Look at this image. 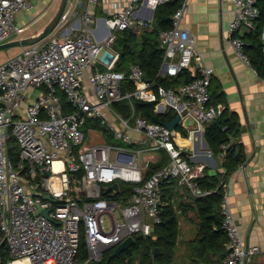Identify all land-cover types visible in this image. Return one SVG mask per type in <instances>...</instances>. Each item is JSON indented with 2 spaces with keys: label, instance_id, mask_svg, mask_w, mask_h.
Listing matches in <instances>:
<instances>
[{
  "label": "built area",
  "instance_id": "2783aa9c",
  "mask_svg": "<svg viewBox=\"0 0 264 264\" xmlns=\"http://www.w3.org/2000/svg\"><path fill=\"white\" fill-rule=\"evenodd\" d=\"M35 1L0 0V44L21 38L17 15L31 11ZM77 1L79 7L86 8L83 0ZM168 1L128 0L105 19V28L98 23L93 26L95 18L88 11L64 12L58 26L69 20L79 25L24 45L0 63V264H81L82 232L89 254L83 264H92L125 238L152 234L162 221V184L166 180L187 186L197 197L217 191L200 187L197 178L202 175L176 142L178 130L136 114L132 102H156L158 113L173 108L183 121L191 117L202 129L225 109L223 104H211L215 70L203 64L189 29L181 26L188 0L171 16L172 27L159 32L164 50L159 75L176 76L190 69L195 60V78L177 87L157 84L153 89L154 83L145 79L141 66L131 64L129 78L136 89L124 93L122 82L127 76L116 69L121 57L114 48L118 31L154 28L153 18L140 16L138 9L146 3L154 10ZM231 1L234 16L228 44L251 66L248 43L240 31L255 29L261 14L258 0ZM261 39L264 51V25ZM61 94L70 110H66ZM126 99L133 109L130 117L115 107ZM95 121L122 144H86L91 129L102 130L93 125ZM133 133L144 135L149 145L135 147ZM11 139L19 150L16 162L9 151ZM227 147L222 144V158ZM161 150L167 151L170 161L145 179L146 155ZM208 153L212 155L211 150ZM121 181L134 184L128 201L113 199L115 191H104L115 182L121 191ZM221 185V228L229 238L221 264H248L262 252L261 247L243 237L227 185L223 180ZM46 194L51 198H45ZM118 208L120 216L115 213Z\"/></svg>",
  "mask_w": 264,
  "mask_h": 264
},
{
  "label": "crops",
  "instance_id": "0c3cea01",
  "mask_svg": "<svg viewBox=\"0 0 264 264\" xmlns=\"http://www.w3.org/2000/svg\"><path fill=\"white\" fill-rule=\"evenodd\" d=\"M83 1L86 8L79 7L77 0H69L65 13L68 14L74 9L83 13L88 11L95 18L93 26L98 23L101 28H105V19L112 15L116 6L123 7L128 0ZM57 4V0H36L31 11L20 12L17 15V21L23 25L26 32L24 35L21 34V37L34 36L40 33L56 14ZM156 9L150 10L145 3L138 9V14L152 17L155 25ZM233 9L234 4L231 0H188L181 26L189 29L203 64L213 67L215 70L210 86L212 99L214 96L218 100L217 104H223L229 112H233L239 117V131L236 135L230 136V144L241 143L246 153V160L231 174L225 173L224 158L220 153L212 152V155H209L208 150L211 149L205 137V128L202 129L195 122L193 126H186L183 122L181 123L189 133L188 136H184L178 131L176 142L184 148L185 156L195 168L200 170L201 175H204L205 172L210 175H223L232 210L243 237L248 243L259 245L262 250L248 264H264V78L258 74L252 65L249 66L241 60L235 49L228 44V29L234 16ZM48 13H51V16L44 26L31 30L37 22L48 17ZM167 18H171V16ZM71 21L69 26L79 25L78 21ZM76 32L75 30L72 33ZM248 32L250 31L242 29L240 35L243 37ZM97 35L99 36L98 33ZM196 66L198 67V63L194 60L190 69L192 73L197 72ZM161 102L164 105L167 104L165 100ZM188 118L190 117L186 119ZM91 133L100 138L98 142L94 143L109 140L102 130L91 129L88 134ZM133 135L137 140L133 143L135 147L149 145L144 140V135L137 133H133ZM86 144L93 143H89L87 138ZM160 156L159 151L146 155L143 164L145 175L151 165L159 160ZM225 174L226 176H224ZM173 188L175 198L180 205H187L184 206L186 210H178L179 214L186 216L187 213L194 211L189 206L192 199L189 188L178 183L173 184ZM181 215L179 217L180 235L187 229L195 232L197 224L182 225ZM196 235L197 231L188 245L194 244Z\"/></svg>",
  "mask_w": 264,
  "mask_h": 264
},
{
  "label": "trees",
  "instance_id": "16d2710c",
  "mask_svg": "<svg viewBox=\"0 0 264 264\" xmlns=\"http://www.w3.org/2000/svg\"><path fill=\"white\" fill-rule=\"evenodd\" d=\"M184 0H169L161 4L156 9L155 25L152 29L134 30L126 29L118 31L114 48L120 51L121 57L117 63V70L126 73V79L122 82V91L132 92L136 89V84L129 78L130 65L138 64L144 70V77L147 81L154 83L153 89L157 84L165 87H177L180 84L191 81L196 77L197 72H191L185 69L176 76L158 75L162 66L164 50L160 49L159 32L163 29L172 27L173 22L168 16H172L180 8ZM261 14L256 21V27L246 33L243 38L248 42L246 53L250 58L251 65L257 70L258 74L264 78V51L262 47L261 28L264 25V0H258ZM61 99L66 107L70 110L66 97L61 94ZM214 96L211 104H217ZM135 112L138 115L146 117L150 122L167 123L171 122L177 116L173 108L165 112L158 113L155 111L156 102L142 99L132 100ZM115 107L126 117L132 114V105L130 100L117 102ZM93 125L101 128L105 134H108L105 128L98 125L95 121ZM176 129L184 136H188V131L182 124H178ZM239 131V117L226 108L213 121L205 124V137L214 153H222L224 150L222 144H228L223 166L225 173L231 174L246 160L244 147L239 142L230 144V136L236 135ZM112 136V134H108ZM9 151L14 162L19 160V150L14 139L9 142ZM161 154L159 160L151 165L145 175L149 178L154 172L166 165L170 157L166 150L159 151ZM81 176V172L79 173ZM226 176V174L224 175ZM200 187L203 190L217 189L208 195L197 197L192 193L190 207L197 213L199 219L197 222V235L194 244L187 248L185 257L180 261L177 259V246L180 237V220L178 210H186L184 206L175 198L173 184L177 181H165L162 184V221L154 226L150 236L137 237L136 242L128 249L123 251L120 256H112L115 247L105 251L100 261L92 264H221L228 250L227 245L229 238L227 233L221 228L222 213V174L210 175L205 172L204 175L197 178ZM134 184L121 181V191L113 195V199L128 201L132 197ZM191 192V191H190ZM110 197L111 194H105ZM159 248L160 253L155 255V249ZM88 249L84 233L81 235V245L78 258L81 264L88 259Z\"/></svg>",
  "mask_w": 264,
  "mask_h": 264
},
{
  "label": "water",
  "instance_id": "95a60500",
  "mask_svg": "<svg viewBox=\"0 0 264 264\" xmlns=\"http://www.w3.org/2000/svg\"><path fill=\"white\" fill-rule=\"evenodd\" d=\"M68 1L69 0H61L56 14L54 15V17L50 20V22L45 26V28L40 33H38L37 35H34V36L16 38V39H12L10 41L1 43L0 49L11 47V46H18V45H20V46L30 45V44H34V43H37V42L43 40L50 32L54 31L57 28V26L59 25L60 20H61L64 12L66 10ZM159 48L162 49L163 47L160 46ZM182 122L186 126H193L195 124L194 120L191 117L188 119H185L183 121L182 115L180 113H178L173 121L167 122V123H165V125L171 129H176L178 124H181ZM205 143H206V140H205ZM45 174H48V173L46 172ZM104 191L105 192L115 191L118 193L120 191L119 182H115L112 185L106 186L104 188ZM44 197L47 199L51 198V196L49 194L44 195ZM45 214L48 215V210L45 212ZM137 237H143V236H142V234H139L136 237L129 236V237L125 238L120 244H118L115 247L112 256L113 257L114 256H120L123 251L128 249L131 245H133L136 242ZM159 253H160V249L156 248L155 249V255H157Z\"/></svg>",
  "mask_w": 264,
  "mask_h": 264
},
{
  "label": "rangeland",
  "instance_id": "374dc122",
  "mask_svg": "<svg viewBox=\"0 0 264 264\" xmlns=\"http://www.w3.org/2000/svg\"><path fill=\"white\" fill-rule=\"evenodd\" d=\"M60 2L61 0H57V9L60 5ZM48 17H46L45 19L43 20H40L39 22H37L32 28L31 30L35 29V28H38V27H43L44 24L48 21V18L51 16V13H48L47 14ZM50 22V21H49ZM48 22V23H49ZM71 20L67 21L65 24H63L62 26H58L54 31L50 32L45 38L44 40L46 39H49L51 36H53L54 34L57 33V31H59L60 29H65L67 26H69L71 24ZM34 23V22H33ZM47 23V24H48ZM46 24V25H47ZM45 25V26H46ZM22 26V32L20 33V35H24L26 34L25 30L23 29V25ZM44 26V28H45ZM43 28V29H44ZM30 31V29H29ZM22 49V46L18 45V46H11V47H7V48H2L0 49V63L5 61L6 59L16 55L17 53H19ZM92 120H90L89 124L86 126V128H88L91 124ZM92 134V133H91ZM89 135L88 136V142L89 143H94V142H98L99 141V137H96L94 136L93 134L92 135ZM108 134H111L110 132H108ZM107 135V139H109L107 142L110 143V145L112 144H122L121 141H117L116 139H114L113 135L110 136V135ZM117 200H120V199H117ZM116 215L120 216V208L116 209L115 211ZM188 219H193V220H188ZM198 215L195 211H191L189 213H187V215H181V223L182 225H185V226H188V225H191V224H197L198 222ZM184 228V227H183ZM197 231V229H196ZM195 231V232H196ZM194 230H191L189 231L188 229L186 231H184L180 237H179V242H178V246H177V259L180 261L181 259H183L185 257V254H186V251H187V248L190 246V244L188 245V243L191 241L190 239L193 238L192 236L194 235ZM105 253V252H104ZM104 256V254H103ZM5 257V256H4Z\"/></svg>",
  "mask_w": 264,
  "mask_h": 264
},
{
  "label": "bare ground",
  "instance_id": "6f19581e",
  "mask_svg": "<svg viewBox=\"0 0 264 264\" xmlns=\"http://www.w3.org/2000/svg\"><path fill=\"white\" fill-rule=\"evenodd\" d=\"M60 163L59 162H56V165L58 166Z\"/></svg>",
  "mask_w": 264,
  "mask_h": 264
}]
</instances>
